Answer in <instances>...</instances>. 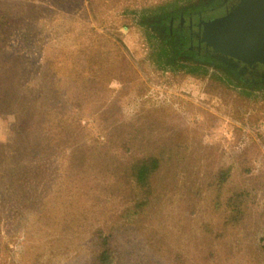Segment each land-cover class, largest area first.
I'll list each match as a JSON object with an SVG mask.
<instances>
[{"label": "rangeland", "instance_id": "rangeland-1", "mask_svg": "<svg viewBox=\"0 0 264 264\" xmlns=\"http://www.w3.org/2000/svg\"><path fill=\"white\" fill-rule=\"evenodd\" d=\"M184 4L0 0L23 17L0 30L20 61L0 103V264H100L104 239L107 264H264V87H209L228 71L179 59L155 26Z\"/></svg>", "mask_w": 264, "mask_h": 264}, {"label": "water", "instance_id": "water-1", "mask_svg": "<svg viewBox=\"0 0 264 264\" xmlns=\"http://www.w3.org/2000/svg\"><path fill=\"white\" fill-rule=\"evenodd\" d=\"M195 26V47L212 64L231 73L264 71V0H228Z\"/></svg>", "mask_w": 264, "mask_h": 264}, {"label": "flooded vegetation", "instance_id": "flooded-vegetation-1", "mask_svg": "<svg viewBox=\"0 0 264 264\" xmlns=\"http://www.w3.org/2000/svg\"><path fill=\"white\" fill-rule=\"evenodd\" d=\"M194 4H184L178 10L173 11L156 20L155 31L159 37L165 40L169 47L177 50V55L182 61L196 62L199 65L208 64L213 67L206 58V52L195 47L198 29L195 24L206 15L220 12L228 0H193ZM238 73V74H237ZM231 73L242 82L253 86L264 87V71L252 74Z\"/></svg>", "mask_w": 264, "mask_h": 264}, {"label": "trees", "instance_id": "trees-1", "mask_svg": "<svg viewBox=\"0 0 264 264\" xmlns=\"http://www.w3.org/2000/svg\"><path fill=\"white\" fill-rule=\"evenodd\" d=\"M19 10H20V7L19 8L13 7L8 12L5 11L3 15H0V30H1V33L3 35H4V33L9 34L10 31H12V23L17 24V21L19 22L21 18L23 19V17L21 15L15 13V12H18ZM10 19H11V21H10ZM24 20H26V19H24ZM23 24H25V22ZM11 33L14 35L15 32H11ZM3 42L4 41L0 40V44ZM1 61H3V62H1ZM13 61H14L13 63H10L12 65H10V64H8L5 57H3V59H0V72H1L0 73V103L8 105L9 107L11 106V103L7 104V98L9 97L8 95L11 93L5 92V90L8 88L9 91H11V92L13 91V89H9V87H11V86L14 87L15 84H13V82H12L13 79L9 78V76L13 72V70L16 68V65L18 66L19 62H20L18 59L13 60ZM9 65H10V67H9ZM4 68L6 70H3ZM216 68H219V67L216 66ZM9 69H10V72H9ZM187 69L189 72H192V73H198L201 70H204V68H202V66H193V67H189ZM230 73L231 72L225 73L224 76L212 77L210 80L211 84L209 83V87L211 85H215V84H216L215 87L226 86L227 82H231V81H228V80H230V77H233ZM6 75L8 76L7 79H6ZM6 83H8V86L6 85ZM19 99L21 102H23L22 98H19ZM10 101H12V100L10 99ZM24 102H25V100H24ZM2 111L5 113V111H7V110H2ZM6 114H7V112H6ZM35 124L36 123H34V125ZM160 167H161V162L156 157L142 158L140 160H136L131 165L129 170H126L125 180L128 184H130L133 192H136L137 190L140 191L143 189H147V190L149 189L150 190L151 178L154 175V173L160 169ZM146 203L147 202L144 199L137 200L136 204L131 209V213H132L131 217L132 216L136 217L137 215H140L141 211L144 209V207H146ZM140 208H141V211H140ZM102 245H103V247H102V252L99 255V263L100 264H107L109 261L111 262L110 256L108 255L109 250H107L108 245H109L108 240L104 239Z\"/></svg>", "mask_w": 264, "mask_h": 264}]
</instances>
